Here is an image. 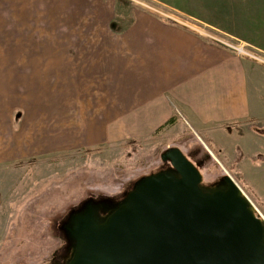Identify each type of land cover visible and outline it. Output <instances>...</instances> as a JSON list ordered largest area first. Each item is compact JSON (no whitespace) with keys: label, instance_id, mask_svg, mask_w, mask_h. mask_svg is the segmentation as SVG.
<instances>
[{"label":"rangeland","instance_id":"rangeland-1","mask_svg":"<svg viewBox=\"0 0 264 264\" xmlns=\"http://www.w3.org/2000/svg\"><path fill=\"white\" fill-rule=\"evenodd\" d=\"M141 13L251 62L258 116L226 126L217 141L178 115L133 134L97 94L81 104L70 72L79 23L117 34ZM173 149L199 169L205 192L227 189L230 176L264 222V0H0V264H69L76 219L93 209L104 223L143 179L174 171L165 158Z\"/></svg>","mask_w":264,"mask_h":264},{"label":"crops","instance_id":"crops-1","mask_svg":"<svg viewBox=\"0 0 264 264\" xmlns=\"http://www.w3.org/2000/svg\"><path fill=\"white\" fill-rule=\"evenodd\" d=\"M135 21L117 34L106 23H79L70 72L74 69V93L81 104L89 101L85 95L97 94L98 107L109 115L117 112L119 125L131 127L133 134H147L178 115L217 141L226 126L242 122L244 128L261 112L256 68L243 56L192 27L148 13ZM90 27L101 37L89 39L83 31ZM250 135L245 131L242 143Z\"/></svg>","mask_w":264,"mask_h":264},{"label":"water","instance_id":"water-1","mask_svg":"<svg viewBox=\"0 0 264 264\" xmlns=\"http://www.w3.org/2000/svg\"><path fill=\"white\" fill-rule=\"evenodd\" d=\"M165 158L174 171L143 179L104 223L93 209L76 219L69 264H264V222L232 178L205 192L180 149Z\"/></svg>","mask_w":264,"mask_h":264},{"label":"trees","instance_id":"trees-1","mask_svg":"<svg viewBox=\"0 0 264 264\" xmlns=\"http://www.w3.org/2000/svg\"><path fill=\"white\" fill-rule=\"evenodd\" d=\"M173 120H174V117H171L164 125H167V124H169V123H172L173 122ZM163 125V126H164Z\"/></svg>","mask_w":264,"mask_h":264},{"label":"built area","instance_id":"built-area-1","mask_svg":"<svg viewBox=\"0 0 264 264\" xmlns=\"http://www.w3.org/2000/svg\"><path fill=\"white\" fill-rule=\"evenodd\" d=\"M241 51L245 52V50H243V49Z\"/></svg>","mask_w":264,"mask_h":264}]
</instances>
